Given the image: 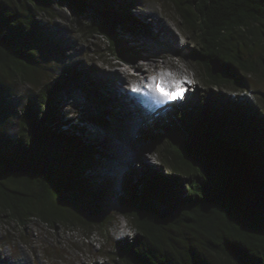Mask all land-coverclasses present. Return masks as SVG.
I'll use <instances>...</instances> for the list:
<instances>
[{"label":"trees","instance_id":"1","mask_svg":"<svg viewBox=\"0 0 264 264\" xmlns=\"http://www.w3.org/2000/svg\"><path fill=\"white\" fill-rule=\"evenodd\" d=\"M57 1L76 16L88 7L86 0ZM166 2L194 35L198 48L190 52L203 82L234 83V69L264 78V0ZM52 5L53 0H0V213L22 227L31 217L50 227L79 224L87 236L97 226L107 238L108 227L122 215L133 235L130 242L115 241L116 252L110 254L115 264H264V219L245 204L247 195L264 187V93L260 105L207 97L197 107L199 119L179 115L161 125L147 138L159 148L171 180L154 171L142 181L131 177L116 203L92 192L85 178L95 166L81 139L84 129L75 133L74 125L52 110L67 83L58 78L42 83L39 115L28 104L17 116L16 136L7 135L15 113L5 93L18 81L39 87L37 74L45 70L40 58L51 50L43 45L35 16ZM125 18L139 23L129 11ZM89 34L104 35L108 51L119 60L137 53L120 35H110L100 19ZM53 50L58 52L56 46ZM211 59L219 72L213 73ZM85 119L105 124L98 115ZM52 139L59 149L49 145ZM66 141L75 150L65 152ZM9 162H30L32 171L19 176L3 168Z\"/></svg>","mask_w":264,"mask_h":264},{"label":"rangeland","instance_id":"2","mask_svg":"<svg viewBox=\"0 0 264 264\" xmlns=\"http://www.w3.org/2000/svg\"><path fill=\"white\" fill-rule=\"evenodd\" d=\"M86 1L88 7L82 16L74 15L72 10L66 5H59L57 0H53L50 10L39 11L35 16L37 25L43 32V45L51 52L45 59L40 58L44 62L41 63L45 70L37 74L39 87L18 81L6 91V104L12 110L11 114L15 113L7 135L13 138L16 136L17 116L26 106L28 108V104L39 115V111L42 110L39 99V88L42 83L55 78L67 83L65 89L57 94L52 110L61 116L62 122L70 121L74 125L75 133H78L77 128L83 127L81 139L87 144L84 145L85 148L93 155L95 166L91 172L86 173L85 178L92 192L103 194V200L108 203H116L117 196L127 192L128 179L131 177L133 181H142L149 177V171H154L171 180V171L161 159L159 148L147 138L154 131L159 132V124L171 122L179 115L199 119L197 107H202L207 97L219 96L230 103L260 105L264 93V78L245 72H235L234 69L233 73L236 75L234 83L212 87L203 82L200 75L202 69L198 68L189 50L198 48L194 35L180 23L179 15L166 0H112L114 1L112 6L106 2L110 0ZM134 3L141 9L136 7L128 9V5ZM118 5H123L125 12L121 11ZM98 9H111L123 17L122 24L118 25L113 35H120L121 41L127 47L133 46L137 52L133 56L142 57L146 63L142 64L134 58L126 57L120 64H115L116 61L112 60L111 53L106 47L107 38L104 35L89 34V26L96 25L100 19ZM126 11L138 19L139 23L130 24L125 18ZM159 21L163 24H159ZM165 24L174 33L172 39L168 38ZM53 46L57 47L58 54L54 52ZM253 51L256 54L257 50ZM141 52L143 56L140 55ZM249 52L252 53L245 51L246 54ZM57 55L60 58L55 61ZM91 64H95L98 69L92 67L85 71L84 69L89 68ZM165 69L171 74V77L166 79L170 80L174 76L176 79L188 81L184 86L185 98L173 101L172 105L164 100L165 108L157 111L154 116H148L142 122L131 123L127 118H122V113L111 114L110 100L106 97L105 101L101 99L103 93L108 95L110 80L124 78L130 88L136 86L139 89L138 93L144 99L141 100L148 103L145 100L154 96L152 90L146 87L148 77L152 75L159 77ZM115 70L121 71L122 76L114 72ZM88 73L103 78L104 84L98 88V92L93 89ZM122 86L121 84L119 90L125 92ZM90 115L105 117V124L85 125L80 122V118ZM62 122L56 125L60 126L59 123ZM50 128L49 132H52L53 129ZM162 132L164 134V130ZM62 146L65 152L75 150L69 141L63 142ZM178 175L184 192L186 188L181 178L183 175L181 173ZM94 177H98L97 181ZM87 233L88 230L79 224L50 227L35 217H31L22 227L0 213V262L115 264L110 255L116 252L114 240L107 238L97 226L93 227L92 234L87 236ZM130 241L128 238L124 243Z\"/></svg>","mask_w":264,"mask_h":264},{"label":"bare ground","instance_id":"3","mask_svg":"<svg viewBox=\"0 0 264 264\" xmlns=\"http://www.w3.org/2000/svg\"><path fill=\"white\" fill-rule=\"evenodd\" d=\"M106 2H108L109 3L108 5H110V6L114 5V1H112V0H110V2L109 1H106ZM118 7L121 8L120 9L121 11H124L125 12V7H123V5H118ZM159 24H163L162 21H159ZM165 26H166V28L168 30L167 31L168 38L170 37L172 39V36H174V33L171 31L170 27L167 24H165ZM126 30H127V28H126ZM128 39L130 40V38H128ZM189 50H191V49H189ZM140 55L143 56L142 52L140 53ZM79 65H80V63H79ZM88 67L89 68L86 67L84 70L85 71H88L92 67H95V69H98V67L95 64H93V65L91 64ZM114 72H116L117 74H119V75L122 76L121 71L115 70ZM88 74H89V77H91V82L90 83L93 86V89L95 91H97L98 88L102 87L103 84H104L103 83L104 82L103 81V78H100L97 75L94 76V75H92L90 73H88ZM120 79L121 78H115V79H112V81L110 80V82H111L110 87H109L108 90L106 89L107 92H108V95L105 94V93H103L104 95L102 96L103 98L101 97V99L103 101H105L104 97H106V98H108L110 100L109 108L111 109L110 112L113 115L115 113L116 114H121L122 113L123 114L122 118L123 119L124 118H127L131 123H134V122L139 123V122H141L143 120H146V118L148 116H151L152 115L151 110H153L155 108H152L151 102H149L147 105L146 104H143L141 106L140 105H137L136 102H134L133 100L126 102L127 98L119 90V87L120 86L117 83ZM116 85H118L119 87H117ZM214 97H213V99H214ZM124 99H125V101H124ZM142 103H144V102H142ZM169 104L172 105L173 103L172 102H169ZM160 109H162V108L161 107H158L156 109V111L157 110H160ZM108 139H110V137ZM178 189H179V187H178Z\"/></svg>","mask_w":264,"mask_h":264},{"label":"water","instance_id":"4","mask_svg":"<svg viewBox=\"0 0 264 264\" xmlns=\"http://www.w3.org/2000/svg\"><path fill=\"white\" fill-rule=\"evenodd\" d=\"M97 14L110 35H113L118 25L122 24V18L118 17L115 13L108 9H98ZM210 63L213 73H217L221 70V67H219L214 59H211ZM49 145L55 147L56 149L60 148L56 141H50ZM3 168L19 176L27 177L32 171V164L30 162H9L4 163ZM245 204L257 216L264 219V187H258L254 194L247 195ZM163 215L171 216L170 213H164Z\"/></svg>","mask_w":264,"mask_h":264},{"label":"snow or ice","instance_id":"5","mask_svg":"<svg viewBox=\"0 0 264 264\" xmlns=\"http://www.w3.org/2000/svg\"><path fill=\"white\" fill-rule=\"evenodd\" d=\"M170 75V73H164L159 77L156 75L149 76L146 87L155 92L162 100L173 102L184 99L186 91L184 84L188 81L186 79H173L169 81L165 77ZM132 91L138 92L139 89L133 86ZM0 264H2V262H0Z\"/></svg>","mask_w":264,"mask_h":264},{"label":"clouds","instance_id":"6","mask_svg":"<svg viewBox=\"0 0 264 264\" xmlns=\"http://www.w3.org/2000/svg\"><path fill=\"white\" fill-rule=\"evenodd\" d=\"M135 4V3H134ZM134 5L132 4L131 6H130V8L131 7H133ZM111 11V10H110ZM114 13V12H113ZM125 33V32H124ZM112 58H117V57H114V56H111ZM121 60H123V59H121ZM68 122H70V121H68ZM96 125V124H95ZM123 217L122 215H117V217L114 219V221L110 224V226L108 227V230H111L112 229V227L114 226H117V220L119 219V217ZM122 219V218H121ZM120 219V220H121ZM125 219V218H124ZM124 223H125V226H124V232L122 231L121 232V236H120V238L119 239H117V240H124V239H128V238H130L132 235H133V228L129 225V223L127 222V220H125L124 221ZM127 229V230H126ZM114 242H115V240H114Z\"/></svg>","mask_w":264,"mask_h":264}]
</instances>
